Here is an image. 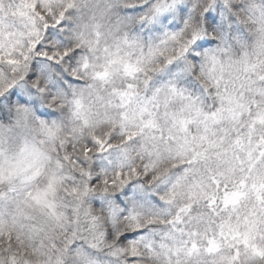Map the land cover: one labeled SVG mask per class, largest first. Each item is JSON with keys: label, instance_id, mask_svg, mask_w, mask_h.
Returning a JSON list of instances; mask_svg holds the SVG:
<instances>
[{"label": "clouds", "instance_id": "clouds-1", "mask_svg": "<svg viewBox=\"0 0 264 264\" xmlns=\"http://www.w3.org/2000/svg\"><path fill=\"white\" fill-rule=\"evenodd\" d=\"M0 264H264V0H0Z\"/></svg>", "mask_w": 264, "mask_h": 264}]
</instances>
